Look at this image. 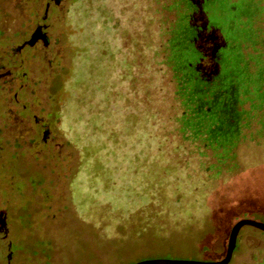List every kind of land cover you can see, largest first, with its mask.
<instances>
[{
    "label": "rangeland",
    "instance_id": "rangeland-1",
    "mask_svg": "<svg viewBox=\"0 0 264 264\" xmlns=\"http://www.w3.org/2000/svg\"><path fill=\"white\" fill-rule=\"evenodd\" d=\"M47 3L0 0V264L221 260L237 222L264 223V107L244 104L220 160L179 124L176 0H60L44 19ZM38 25L48 44L15 57ZM246 52L264 61V43ZM263 260L264 231L244 227L229 264Z\"/></svg>",
    "mask_w": 264,
    "mask_h": 264
},
{
    "label": "flooded vegetation",
    "instance_id": "flooded-vegetation-1",
    "mask_svg": "<svg viewBox=\"0 0 264 264\" xmlns=\"http://www.w3.org/2000/svg\"><path fill=\"white\" fill-rule=\"evenodd\" d=\"M232 1L230 0V2ZM234 1L240 4L230 10L227 7L221 8L223 0H176L175 8L178 13L172 24L173 38L171 39L170 59L174 66H178L176 69L178 78L180 76L185 78L182 83L186 92L192 90L203 94L205 98L213 96L227 83L229 75L225 77V72L233 71V66L243 60L245 45L252 41L257 44L264 43L263 1ZM230 2L229 4H231ZM231 15H237L235 21L238 25L237 28H234L235 22L230 20ZM214 17L222 19L224 26L214 23ZM41 26L38 25L37 30ZM46 30V26H42L41 39L37 45L43 43ZM26 42L28 41H24L14 51L15 57H19L25 48H31L25 46L21 49V46ZM179 65L181 66L179 67ZM229 105L231 110L225 113V117L229 122L236 123L235 117H231L234 113L233 103L230 102ZM235 106V110H238L240 114L244 112L243 103H236ZM227 107L229 108V106ZM30 116L31 110L25 105L19 115H16V119L23 123ZM240 120L239 118L238 121ZM34 121L36 125L40 123L36 116H34ZM42 123V128L39 130L46 141L49 130L44 126L46 123ZM257 264H264V260Z\"/></svg>",
    "mask_w": 264,
    "mask_h": 264
},
{
    "label": "trees",
    "instance_id": "trees-1",
    "mask_svg": "<svg viewBox=\"0 0 264 264\" xmlns=\"http://www.w3.org/2000/svg\"><path fill=\"white\" fill-rule=\"evenodd\" d=\"M237 26L238 25L235 22L234 28H237ZM258 58L260 57L257 55L255 56L247 53L246 57L244 56L242 58L243 60L240 61L241 63L239 62L233 66L234 73L230 77L232 80L231 87L226 88L224 86L223 89L216 93L217 95L214 94L212 96V100H208L210 102V110L203 109L204 106L206 107L205 102L207 101L206 99L208 97L206 96L205 98L203 97V94L196 92H192L190 93L191 96H188L182 83L185 78H178L179 87L177 95L184 98V106H186L188 109V111L186 110V112L182 114L179 121L181 131L184 134L186 132L189 134L184 138L188 140H195L197 138L196 136L206 135L207 138L205 139V142L207 143L208 147H212L216 151H224L225 154L219 155L220 160H225L229 157L228 153L233 145L231 144L230 140H227V138L238 139V127H240L242 124V117H251V110H246L240 114L238 110H235V104L240 102L244 105L245 103L249 102L251 108L253 109L255 102L259 101L261 104L260 107H264V61ZM180 64L182 65L183 63ZM181 65H179V67ZM259 66H263L261 71H259ZM177 67L178 66L176 65L174 66L175 71ZM252 68H254L255 71H252ZM55 81L53 82L54 91L57 90V84ZM230 102L233 103L234 107V113L231 115V117H235L234 119L237 120L236 123L229 122L225 117V113L231 110L229 105ZM227 106H229V108ZM239 118L241 119L240 121H238ZM235 144L236 140L234 142V146ZM12 246L11 249L12 252H14Z\"/></svg>",
    "mask_w": 264,
    "mask_h": 264
},
{
    "label": "water",
    "instance_id": "water-1",
    "mask_svg": "<svg viewBox=\"0 0 264 264\" xmlns=\"http://www.w3.org/2000/svg\"><path fill=\"white\" fill-rule=\"evenodd\" d=\"M60 0H48L47 6H46V12L44 15V19H46L47 14H48V9L51 5H58ZM42 32V26L36 31V33L33 35L31 40L26 42L23 46H21V49L24 48L25 46H30L33 47L37 44V42L41 39V34ZM44 40L46 44H48L46 36L44 37ZM253 227L254 229L257 228L259 230L264 231V223L259 222V221H252V220H241L237 222L230 233V237L228 240V246H227V251L225 256L221 260L217 261H174V260H144V261H139L133 264H229L233 258V254L235 252V249L237 247V241L239 238V234L241 230L244 227ZM0 235H2L3 238H6L8 235V228H7V218L6 216H0ZM12 245H10L11 248ZM11 255L9 256V258Z\"/></svg>",
    "mask_w": 264,
    "mask_h": 264
}]
</instances>
